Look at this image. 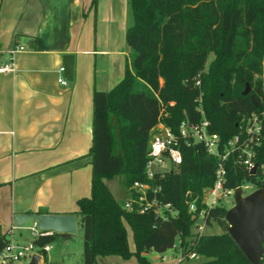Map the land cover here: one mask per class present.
Masks as SVG:
<instances>
[{
    "label": "trees",
    "instance_id": "16d2710c",
    "mask_svg": "<svg viewBox=\"0 0 264 264\" xmlns=\"http://www.w3.org/2000/svg\"><path fill=\"white\" fill-rule=\"evenodd\" d=\"M129 6L126 41L134 51L131 67L126 65L123 79L111 90L93 92L90 195L77 200L83 264H98V256L111 255L134 256L139 264H150L145 253L167 251L178 238L202 258L189 264H252L227 232L225 205L210 209L207 218L221 233L192 231L194 218L186 200L213 183L217 165L202 147L185 148L183 162L162 181L160 198L174 206L175 217L163 220L152 212L123 209L105 180L119 176L128 189L135 180L145 179L150 131L162 107L167 113L164 122L176 129L182 119L198 118L200 98L210 130L221 142L237 132L243 116L263 108L264 0H129ZM209 55L213 59L208 62ZM138 81L148 89L138 90ZM247 83L251 90L242 94ZM255 161L259 168L254 174L230 163L226 185L249 182L261 187L264 143ZM54 241V232L31 240L42 264H56L47 261L44 250ZM8 243L0 230V251ZM259 264H264V251Z\"/></svg>",
    "mask_w": 264,
    "mask_h": 264
},
{
    "label": "crops",
    "instance_id": "0c3cea01",
    "mask_svg": "<svg viewBox=\"0 0 264 264\" xmlns=\"http://www.w3.org/2000/svg\"><path fill=\"white\" fill-rule=\"evenodd\" d=\"M129 24V0H0V64L8 49L23 47L14 71L0 74L2 232L27 228V220L14 224L16 213L73 214L80 224L77 200L91 185L93 92L111 90L131 67ZM65 54L74 56L66 86L58 82ZM54 234L67 245L70 233ZM53 243L45 256L59 264L49 255ZM99 257L108 256L97 257L101 264Z\"/></svg>",
    "mask_w": 264,
    "mask_h": 264
},
{
    "label": "built area",
    "instance_id": "2783aa9c",
    "mask_svg": "<svg viewBox=\"0 0 264 264\" xmlns=\"http://www.w3.org/2000/svg\"><path fill=\"white\" fill-rule=\"evenodd\" d=\"M23 50L20 45H15L8 49L7 59L0 64V74L14 71V54ZM64 68H59L60 76L58 82L64 86L68 85V80L63 75ZM262 91L264 97V72L261 73ZM199 84V81H197ZM196 108L199 114L197 119H182L176 129L164 122L167 116L162 107L156 124L150 131L148 142L147 159L144 166V180H135L131 186L126 189L128 195L121 202L123 209L127 211H136L138 213L152 212L157 218L166 220L175 217L177 210L170 202H163L160 198L162 194V181L166 174L177 170L183 162L184 149L187 147H202L209 155L217 159V165L214 170V179L211 185L205 186L201 192L191 197L190 191L185 194L191 197L186 200L187 211L194 218L192 230L197 234L208 226L207 218L209 210L219 205H225L227 208L234 204V193L239 187L242 194L247 195L256 188L252 183H244L236 187H228L226 182L229 177L228 165L231 163L245 168L249 174L255 166L256 154L264 143V105L260 111H253L240 120L237 125V132L226 142H221L219 135L210 130V122L206 118L201 106V99L196 100ZM259 165L257 164V169ZM263 171L264 166L260 165ZM246 191H249L245 193ZM51 234L50 231H39L34 224L31 227V234L36 237L38 234ZM193 245V244H192ZM48 246H44L46 251ZM174 253L176 264L189 262L199 257L196 252L188 251L185 245L181 244L178 238L170 248ZM162 252V258L165 259ZM36 252L32 242L20 244L11 240L0 251V264H12L16 260L27 258L29 261ZM38 254V253H37ZM41 257V255H40Z\"/></svg>",
    "mask_w": 264,
    "mask_h": 264
},
{
    "label": "water",
    "instance_id": "95a60500",
    "mask_svg": "<svg viewBox=\"0 0 264 264\" xmlns=\"http://www.w3.org/2000/svg\"><path fill=\"white\" fill-rule=\"evenodd\" d=\"M63 75L68 80L73 79L74 56H63ZM251 90L247 83L242 94ZM258 92V89H255ZM255 104H257L255 102ZM257 164L251 169L254 174ZM32 219L39 231L72 233L77 229L76 217L73 214L53 213H16L13 222L21 227L26 220ZM225 221L228 223L227 232L238 245L242 253L252 264H259L264 248V184L247 195L237 188L234 193V204L226 211ZM40 255L34 253L28 264H37Z\"/></svg>",
    "mask_w": 264,
    "mask_h": 264
},
{
    "label": "rangeland",
    "instance_id": "374dc122",
    "mask_svg": "<svg viewBox=\"0 0 264 264\" xmlns=\"http://www.w3.org/2000/svg\"><path fill=\"white\" fill-rule=\"evenodd\" d=\"M213 59V55L208 56V62ZM208 64V63H207ZM262 72H264V59L262 61ZM160 83H162V80H160ZM136 88L138 90H147L148 87L142 82L138 81ZM264 173V169H263ZM107 184L115 191L116 197L118 201L121 203L124 198L127 197L128 193L126 189L122 186L120 177L114 176L110 180L107 181ZM249 191H246L247 193ZM231 207V206H230ZM33 225V220L29 219L25 222V226L27 228H23L19 231L13 232H7L6 235L9 238V242L12 239L16 238V235L20 234V244H27L33 239V235L31 234V230L29 229ZM128 231V242L130 248H133V240H132V234L129 227H127ZM193 231V230H192ZM195 232V231H194ZM222 229L221 227L216 223L212 222L211 225H208L204 228L202 231L203 234H215V233H221ZM62 237H57L56 241L53 243V250L49 253V255H54V258H57V262L59 264H83V228L80 224L77 225V229L75 232H72L69 234L68 243L67 245H64L62 242ZM65 247V254L61 255L59 253V248ZM146 258L152 263V264H174V253L169 249L164 253L165 259H163L162 253H157L155 251H150L145 253ZM101 264H139L137 262V259L135 257H132L130 259H122L119 256L111 255L106 257H99L98 258ZM107 259V260H105ZM201 257H197L195 260H191L189 262H183L182 264H189L191 263H198L201 261ZM29 260L26 258H22L19 260H16L14 264H28ZM37 264H41V262H38Z\"/></svg>",
    "mask_w": 264,
    "mask_h": 264
}]
</instances>
